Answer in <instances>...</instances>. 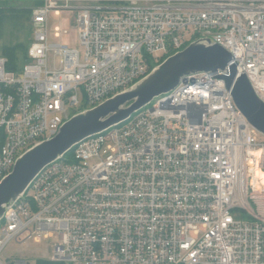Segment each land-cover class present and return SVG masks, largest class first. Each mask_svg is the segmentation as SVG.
<instances>
[{"label":"built area","instance_id":"2783aa9c","mask_svg":"<svg viewBox=\"0 0 264 264\" xmlns=\"http://www.w3.org/2000/svg\"><path fill=\"white\" fill-rule=\"evenodd\" d=\"M36 2L27 62L15 72L0 57V182L73 110L126 92L148 76V58L194 42L226 50L264 104V0ZM66 10L82 60L49 40L66 33L50 31L49 15ZM228 75L185 76L47 165L0 219V256L12 240L57 234L50 261L63 264H264V183L253 182L264 135L235 107Z\"/></svg>","mask_w":264,"mask_h":264},{"label":"water","instance_id":"95a60500","mask_svg":"<svg viewBox=\"0 0 264 264\" xmlns=\"http://www.w3.org/2000/svg\"><path fill=\"white\" fill-rule=\"evenodd\" d=\"M206 43H191L167 57L129 90L94 109L73 115L56 136L22 154L11 173L0 182V219L47 165L69 152L74 145L126 121L154 98L172 91L183 77L191 74L216 73L228 67L229 75L223 79L235 107L257 132L264 135V104L254 95L246 77L237 76L230 54L218 45L206 46Z\"/></svg>","mask_w":264,"mask_h":264},{"label":"rangeland","instance_id":"374dc122","mask_svg":"<svg viewBox=\"0 0 264 264\" xmlns=\"http://www.w3.org/2000/svg\"><path fill=\"white\" fill-rule=\"evenodd\" d=\"M36 0H0V56H5L6 50H12L16 60L21 63L20 59L23 56L31 34V15L32 10L36 7ZM49 29L53 30L55 26L65 30V34H61L60 38L54 39L52 36L49 40L53 43L66 45L68 48L75 49L79 53L82 60L84 50L81 47L78 39L77 30L73 29L76 26V11H62L59 16L53 13L49 15ZM161 56H154L155 59ZM58 63L57 58H53L50 53L48 56L49 65L53 61ZM56 63V64H57ZM158 62L153 61L149 64V73L157 66ZM78 101L83 102L82 95L78 93ZM83 108L73 110L72 114H78ZM259 204H264V200H260ZM57 241V234L52 237H39L18 240H12L3 250L0 260L3 263L11 262L12 260H26L30 264H36L38 260H51L52 246Z\"/></svg>","mask_w":264,"mask_h":264},{"label":"trees","instance_id":"16d2710c","mask_svg":"<svg viewBox=\"0 0 264 264\" xmlns=\"http://www.w3.org/2000/svg\"><path fill=\"white\" fill-rule=\"evenodd\" d=\"M31 38H30V41H31ZM30 41H29V43H30ZM27 48H28V46H27ZM27 48H26L23 56L20 59L21 63H19L16 60L14 52L12 50H10V49L6 50L4 52L5 56H0V57H3V58H5L7 60V64H6V69L7 70L18 72L21 69V67L27 62ZM165 59H166V56H163V57L159 58L158 61H157L158 62L157 65L162 63ZM151 62H153V59L148 58L147 59L148 65L151 64ZM0 146H1V143H0ZM36 264H63V263H57V262H53V261H50V260L49 261L48 260H38L36 262Z\"/></svg>","mask_w":264,"mask_h":264},{"label":"bare ground","instance_id":"6f19581e","mask_svg":"<svg viewBox=\"0 0 264 264\" xmlns=\"http://www.w3.org/2000/svg\"><path fill=\"white\" fill-rule=\"evenodd\" d=\"M253 182L255 184V188L259 189L260 184L264 183V174H261L258 171H255Z\"/></svg>","mask_w":264,"mask_h":264}]
</instances>
